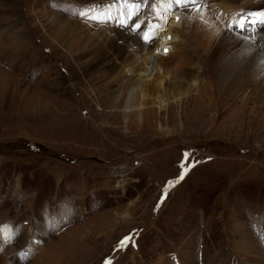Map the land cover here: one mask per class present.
Returning a JSON list of instances; mask_svg holds the SVG:
<instances>
[{
  "label": "rangeland",
  "instance_id": "rangeland-1",
  "mask_svg": "<svg viewBox=\"0 0 264 264\" xmlns=\"http://www.w3.org/2000/svg\"><path fill=\"white\" fill-rule=\"evenodd\" d=\"M104 1L8 0L14 12L0 13V264H12L29 237L34 251L27 249L28 258L16 264H174L177 258L183 264H264V64L243 63L239 53L227 68L210 63L208 71V58L197 48L200 85L192 102L170 99L172 113L162 112L160 120L150 114L165 132L156 133L150 120L139 130L135 117L125 125L121 103L96 95L102 78L85 85L90 74L85 81L77 73V82L70 77L65 61L85 68L92 52L84 44L93 39L73 23L119 30L99 35L119 47L130 40L141 49L154 46L164 32V73L176 66L173 56L192 55L188 16L208 11L231 29L230 21L212 0H196V6L174 9L176 17L167 14L157 32L142 31L146 17L137 20L139 39L128 24H114L118 17L105 19V5L92 6ZM235 34L261 47L258 35ZM221 73L241 75L235 81L241 87L226 99ZM127 80L118 77L112 89L124 90ZM45 101L50 108L41 107ZM134 161L140 165L133 167ZM122 166L127 179L121 183L111 175ZM162 184L171 190L154 211ZM62 215L71 222L47 231L46 221ZM54 225L60 228L59 218ZM125 237L131 242L121 247Z\"/></svg>",
  "mask_w": 264,
  "mask_h": 264
},
{
  "label": "bare ground",
  "instance_id": "bare-ground-1",
  "mask_svg": "<svg viewBox=\"0 0 264 264\" xmlns=\"http://www.w3.org/2000/svg\"><path fill=\"white\" fill-rule=\"evenodd\" d=\"M215 1L216 3H214ZM212 2L214 6L222 9L226 13L229 21L232 20L230 19L231 16L239 14L243 9L240 16H243L248 8H255L257 11H263L264 9V0H212ZM170 3V0H158L157 4H155L153 0H150L148 2V14L144 11L145 15L136 17L140 18V22L142 18L145 19L146 17V21L141 27L142 31L149 29V31L157 32L161 27L156 28L155 26L159 23L161 24L167 14L176 17V13H172L175 8L173 5H170ZM200 3L201 2L198 4ZM190 4L192 3L188 2L184 7L186 8ZM152 5L155 7H152ZM167 7L169 12L166 10ZM210 7L211 3L207 5L208 9H210ZM14 10L15 7L11 6L8 0H0V13L3 12L1 16H7L8 13H13ZM222 10L220 11L222 12ZM4 11L8 13L4 14ZM237 18H233V21ZM186 21L187 25H184V29L188 28L190 32V43L188 42L186 46L190 48L193 56L183 52L177 56H173L176 66L164 73L159 72L160 64L164 59V49L168 48V44L165 42L167 37L164 32L160 33V36L162 35L161 38L157 37V41L154 43L155 48L152 44L147 48L141 49L140 43L134 40L128 41L129 44L124 45V47H119L117 40L112 42L110 37H107L105 41H102L103 38L101 39V36H99L101 33L104 34V32H107L105 34L112 32V29L108 32L103 25L98 26L91 22L82 24L79 22L73 23L78 24L76 25L77 31L89 35L88 38H93L87 40L84 44L88 49L87 51L92 52V56L86 61V67L81 69L77 63H74L75 61L70 64L65 61L66 65H64L70 73V77L74 78V81H76L74 76L76 73L80 76L81 80L85 79V75L90 74V81L85 85L90 84V82L94 80L93 83H98L96 80L102 78L101 83H105L100 85L101 91H97L98 93L96 95L102 94L108 103H121L123 109H121V111L119 110V112L125 125L131 117H135L140 130L147 126L146 122L150 120V125L156 122L154 126L156 133H164L166 129L164 130L160 121H156L155 116L150 114L155 112L157 120H160V114L162 112L168 113L169 111V113H172L173 111H170V99H175L174 104L176 105H179L180 102H184L186 105L192 102V100H189V97L191 93L198 90L200 85L199 75L195 72L196 69H200L198 68L199 63L194 59L197 56V48L208 58V68L206 69L208 71L210 70V63H221L227 68L230 64V60L238 56L239 53L243 63L249 65L264 64L262 46L255 47L254 45L256 44H254L253 41H241V38L237 36L233 30L231 31V29L224 26L211 12L207 11L205 13H199L198 15L188 16ZM113 32L116 35L119 34L120 31L116 30ZM72 34L73 33H69V35ZM184 39L186 40V38ZM96 42L98 44L101 42L100 46L97 44L98 47H90L91 44H95ZM121 44L123 45V43ZM236 48H239V51H232ZM134 60L137 61L136 65L134 64ZM101 69H103L101 74L93 75L96 71ZM116 69L118 71L117 74H115ZM155 74H157V76L153 78ZM240 76V74H236L228 78L224 77L223 73H221L220 81L223 88V96H227L224 97L225 99L231 94L236 93L241 87V84L238 85V83L235 82ZM118 77H127L128 79V84L125 85V89L122 91L112 89ZM3 79V76L2 80L0 77V85L4 84ZM59 80L64 81L63 85L66 86L67 89L69 88L65 78L60 76ZM151 81L155 84L154 92L150 91ZM75 86L79 85L75 83ZM77 90L79 91L80 89ZM173 91H178V93L174 94L172 93ZM41 107L50 108L47 101H45ZM153 119H155V121Z\"/></svg>",
  "mask_w": 264,
  "mask_h": 264
},
{
  "label": "snow or ice",
  "instance_id": "snow-or-ice-1",
  "mask_svg": "<svg viewBox=\"0 0 264 264\" xmlns=\"http://www.w3.org/2000/svg\"><path fill=\"white\" fill-rule=\"evenodd\" d=\"M178 2H183V0H178ZM80 15H85L84 13H80ZM249 16H264V13H248ZM94 19V17H93ZM241 21L242 23L240 24V27L243 29L244 25L248 23L247 19L245 17H241ZM260 23H264V20L259 21ZM252 23H257V21H252ZM231 27V26H230ZM165 52H167V49H165ZM185 157H187V154H185ZM181 167L183 168V164L181 165ZM181 178H183V172L181 175ZM130 238L129 237H125L123 241L120 242V246L124 247L126 245V243H130Z\"/></svg>",
  "mask_w": 264,
  "mask_h": 264
},
{
  "label": "built area",
  "instance_id": "built-area-1",
  "mask_svg": "<svg viewBox=\"0 0 264 264\" xmlns=\"http://www.w3.org/2000/svg\"><path fill=\"white\" fill-rule=\"evenodd\" d=\"M133 167H138L140 165L139 161H134L133 162ZM126 168L124 166L120 167L118 169V171L113 170V174L111 175V177H117V181L118 182H124L127 179V175H126ZM112 179V178H111Z\"/></svg>",
  "mask_w": 264,
  "mask_h": 264
}]
</instances>
